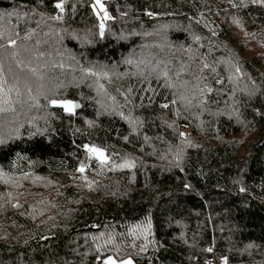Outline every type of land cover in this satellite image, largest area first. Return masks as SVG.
Masks as SVG:
<instances>
[{
    "label": "trees",
    "instance_id": "16d2710c",
    "mask_svg": "<svg viewBox=\"0 0 264 264\" xmlns=\"http://www.w3.org/2000/svg\"><path fill=\"white\" fill-rule=\"evenodd\" d=\"M105 4L0 0V264H264V0Z\"/></svg>",
    "mask_w": 264,
    "mask_h": 264
},
{
    "label": "rangeland",
    "instance_id": "374dc122",
    "mask_svg": "<svg viewBox=\"0 0 264 264\" xmlns=\"http://www.w3.org/2000/svg\"><path fill=\"white\" fill-rule=\"evenodd\" d=\"M101 2L103 3V5H104V8L103 9H101L100 7H99V5H97L96 4V0H93V4H94V6H95V8H96V10L98 11V13L100 14V16L102 17V16H105V12L107 13V8H106V4H105V0H101ZM60 104H64V102H60ZM101 237H99L98 239H100ZM106 239V238H105ZM104 239V240H105ZM107 241H105V243L106 244H108V246L110 247L111 245H112V240H110V238L109 239H106ZM99 242V244L100 243H103V239L101 240V241H98ZM102 245V244H101ZM103 247V246H102ZM127 251H129L128 249H125V251H124V253L125 252H127ZM109 258H112L113 260H115L116 261V264H123V262H126V261H131L132 262V264H138L136 261H135V259H133V257H131V256H128V257H124V258H117L115 255H113V254H111V255H107L105 258H104V264H105V262L109 259Z\"/></svg>",
    "mask_w": 264,
    "mask_h": 264
},
{
    "label": "snow or ice",
    "instance_id": "6c2138e0",
    "mask_svg": "<svg viewBox=\"0 0 264 264\" xmlns=\"http://www.w3.org/2000/svg\"><path fill=\"white\" fill-rule=\"evenodd\" d=\"M96 4L99 5V7L101 9L104 8V5L103 3L101 2V0H96ZM57 7L61 8V10L63 9V4H57ZM99 14V13H98ZM105 16H107V13L105 12ZM101 27H103V25H101ZM102 34V33H101ZM64 107L66 108V110L68 111H73L74 108L76 107V105L72 104L71 101H66L64 102ZM165 107H167V105H165ZM90 151L94 152V153H97L101 158H104V154L102 152V150H99V149H96V148H91ZM80 171H84V168L81 167L80 168ZM209 251H211V249H209ZM105 264H116V261L113 260L112 258H109ZM123 264H132V262L129 260V261H126V262H123Z\"/></svg>",
    "mask_w": 264,
    "mask_h": 264
},
{
    "label": "built area",
    "instance_id": "2783aa9c",
    "mask_svg": "<svg viewBox=\"0 0 264 264\" xmlns=\"http://www.w3.org/2000/svg\"><path fill=\"white\" fill-rule=\"evenodd\" d=\"M219 262H220V263H223V261H222V260H220Z\"/></svg>",
    "mask_w": 264,
    "mask_h": 264
}]
</instances>
